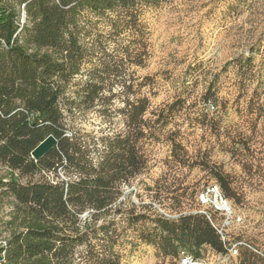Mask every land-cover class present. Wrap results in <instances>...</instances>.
I'll return each instance as SVG.
<instances>
[{"label":"trees","instance_id":"16d2710c","mask_svg":"<svg viewBox=\"0 0 264 264\" xmlns=\"http://www.w3.org/2000/svg\"><path fill=\"white\" fill-rule=\"evenodd\" d=\"M169 1L0 0V164L7 168L0 177V264H120L121 218L133 230L141 224L139 238L164 257L227 252L228 241L205 214L167 218L151 205L137 212L123 195L147 167L144 147L154 131L146 130L149 101L135 96L119 39L128 40L127 59L141 64V15ZM109 43L111 55H98ZM121 97L125 128L116 131L110 118ZM88 110L100 117L98 131L74 125ZM49 134L56 146L34 160L31 150ZM210 172L234 197L229 176Z\"/></svg>","mask_w":264,"mask_h":264},{"label":"rangeland","instance_id":"374dc122","mask_svg":"<svg viewBox=\"0 0 264 264\" xmlns=\"http://www.w3.org/2000/svg\"><path fill=\"white\" fill-rule=\"evenodd\" d=\"M141 23L142 63L127 59L124 37L118 56L134 79L135 96L149 101L143 118L154 136L144 147L146 169L123 186V195L137 212L147 210L142 205L167 218L206 211L220 227L222 214L200 202L205 188L217 184L232 208L227 241L242 240L251 248L240 247L236 255L202 249L199 258L208 264H264V0H170L146 8ZM105 24L97 25L104 33ZM112 47L101 46L98 55L109 57ZM123 107V97L115 98L113 130L125 128ZM76 124L98 131L100 117L88 110ZM213 168L229 176L234 197L225 196ZM6 175L0 164V177ZM125 227L121 218L120 264H177L139 238L141 224ZM244 249L255 255L247 259Z\"/></svg>","mask_w":264,"mask_h":264},{"label":"built area","instance_id":"2783aa9c","mask_svg":"<svg viewBox=\"0 0 264 264\" xmlns=\"http://www.w3.org/2000/svg\"><path fill=\"white\" fill-rule=\"evenodd\" d=\"M200 202L202 205H211L210 207L214 212H219L224 217L222 225L218 227L214 224L213 220L209 213L201 212L206 215L210 220L211 224L215 227L217 233L220 235L221 239L227 240L225 235V227L228 226L233 219L232 208L229 201L223 196L217 184L208 185L205 190L200 194ZM237 221L239 219L237 218ZM240 247H249V244L242 240H236L234 242H228L227 250L231 255H236ZM177 264H208L206 261L194 257L191 254L181 252L180 258L177 261Z\"/></svg>","mask_w":264,"mask_h":264},{"label":"water","instance_id":"95a60500","mask_svg":"<svg viewBox=\"0 0 264 264\" xmlns=\"http://www.w3.org/2000/svg\"><path fill=\"white\" fill-rule=\"evenodd\" d=\"M22 16L24 18V12L22 13ZM56 144L57 140L55 137L52 134H49L31 150L30 155L34 160H38L55 147Z\"/></svg>","mask_w":264,"mask_h":264}]
</instances>
